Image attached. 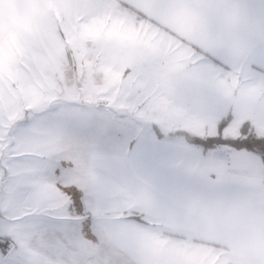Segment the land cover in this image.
<instances>
[{
	"label": "snow or ice",
	"instance_id": "6c2138e0",
	"mask_svg": "<svg viewBox=\"0 0 264 264\" xmlns=\"http://www.w3.org/2000/svg\"><path fill=\"white\" fill-rule=\"evenodd\" d=\"M91 4L103 6L104 0H70L56 29L57 48L44 37L28 45L30 72L59 69L69 78L82 73L70 36ZM242 7L245 21L249 11L264 18V0ZM163 8L164 0H119L116 12L124 21L147 22L166 35L161 55L127 85L121 100L108 105L110 125L83 127L74 149L65 152L25 147L22 123L0 133V264H83L72 255L78 242L93 246L88 259L95 264H128V254L107 242L120 227L164 232L169 219L195 224L188 214L190 191L179 165L170 162L172 135H184L202 160L226 161L223 173L208 174L213 183L230 186L234 171L252 168L264 182V40L235 62L162 24ZM177 57L183 71L170 78ZM228 87L241 96L243 113L225 102ZM157 104L194 117L195 130L166 131L152 118ZM240 154L247 159H227ZM144 187L147 203L138 196Z\"/></svg>",
	"mask_w": 264,
	"mask_h": 264
},
{
	"label": "crops",
	"instance_id": "0c3cea01",
	"mask_svg": "<svg viewBox=\"0 0 264 264\" xmlns=\"http://www.w3.org/2000/svg\"><path fill=\"white\" fill-rule=\"evenodd\" d=\"M258 3L259 0H164L160 22L180 35L195 37L207 48L223 50L235 62H242L252 45L264 40V18L254 11H249L246 21L242 18L244 4ZM118 4L119 0H104L103 6L91 4L79 25L72 29L71 44L87 57L82 68L86 70L84 79L90 78L88 85L94 81L101 83V78H94L97 69L111 68L129 70L131 82L155 60L152 53L161 55L160 43L166 33L147 22L124 21L116 12ZM69 7L70 0H0V51L10 38L44 37L58 47L56 29ZM101 53L109 54L106 60L99 59ZM182 65L183 60L177 57L169 77L182 72ZM49 73L41 74L45 84L50 81ZM65 78L69 79L63 73L60 79ZM102 79L103 84L115 83ZM233 92V87L226 88L223 98L243 113L241 96ZM152 111V118L166 131L195 130L197 126L196 119L180 108L157 104ZM168 154L170 162L179 165L190 191L188 214L195 217V224L180 225L169 219L164 232L122 226L108 236L107 242L128 254V264H264V182L258 169L234 171L231 185L225 187L210 181L208 175L213 171L223 173V158L202 160L196 148L175 137L169 138ZM241 158L247 159L242 154L227 159ZM138 196L147 203V187Z\"/></svg>",
	"mask_w": 264,
	"mask_h": 264
},
{
	"label": "rangeland",
	"instance_id": "374dc122",
	"mask_svg": "<svg viewBox=\"0 0 264 264\" xmlns=\"http://www.w3.org/2000/svg\"><path fill=\"white\" fill-rule=\"evenodd\" d=\"M149 34L152 36L151 28ZM32 41V37L25 40L10 38L0 51V133H7L16 124L22 123L21 142L28 149L72 151L76 135L83 127L104 128L113 122L108 105L122 99L130 83L129 70L97 69L94 78H101V83L94 81V84L88 85L90 78L84 79V68L82 73L69 79H60L63 72L57 69L50 71V79L47 80L50 81L45 84L44 76L37 74L39 70L30 72L25 67V54ZM79 54L82 64H86V54ZM108 55L101 53L99 59L106 60ZM117 57L120 58L118 54ZM152 57L157 58L155 53ZM126 76L129 77L125 79ZM102 78H109L115 83L103 84L105 80ZM173 137L184 140L182 136L172 135L170 138ZM93 251V246L78 242L72 255L83 264H95L88 259Z\"/></svg>",
	"mask_w": 264,
	"mask_h": 264
},
{
	"label": "trees",
	"instance_id": "16d2710c",
	"mask_svg": "<svg viewBox=\"0 0 264 264\" xmlns=\"http://www.w3.org/2000/svg\"><path fill=\"white\" fill-rule=\"evenodd\" d=\"M176 135H178V136H182V137L184 138V141H185V142L191 144V143L189 142V140H188L184 135H182V134H176Z\"/></svg>",
	"mask_w": 264,
	"mask_h": 264
}]
</instances>
